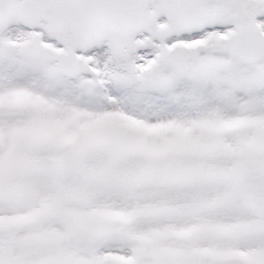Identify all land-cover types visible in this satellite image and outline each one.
I'll use <instances>...</instances> for the list:
<instances>
[{
  "label": "snow or ice",
  "instance_id": "1",
  "mask_svg": "<svg viewBox=\"0 0 264 264\" xmlns=\"http://www.w3.org/2000/svg\"><path fill=\"white\" fill-rule=\"evenodd\" d=\"M0 264H264V0H0Z\"/></svg>",
  "mask_w": 264,
  "mask_h": 264
}]
</instances>
